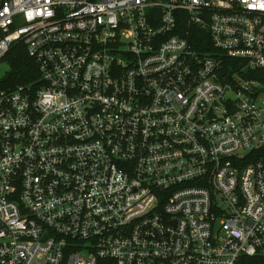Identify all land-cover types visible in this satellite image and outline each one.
Wrapping results in <instances>:
<instances>
[{"label": "built area", "instance_id": "2783aa9c", "mask_svg": "<svg viewBox=\"0 0 264 264\" xmlns=\"http://www.w3.org/2000/svg\"><path fill=\"white\" fill-rule=\"evenodd\" d=\"M0 264H264V0H0Z\"/></svg>", "mask_w": 264, "mask_h": 264}, {"label": "trees", "instance_id": "16d2710c", "mask_svg": "<svg viewBox=\"0 0 264 264\" xmlns=\"http://www.w3.org/2000/svg\"><path fill=\"white\" fill-rule=\"evenodd\" d=\"M7 70L0 76V86L8 88L18 84L32 83L37 77L36 64L21 43L15 44L2 58Z\"/></svg>", "mask_w": 264, "mask_h": 264}, {"label": "rangeland", "instance_id": "374dc122", "mask_svg": "<svg viewBox=\"0 0 264 264\" xmlns=\"http://www.w3.org/2000/svg\"><path fill=\"white\" fill-rule=\"evenodd\" d=\"M5 70H7V65L3 62L0 63V76L4 74Z\"/></svg>", "mask_w": 264, "mask_h": 264}]
</instances>
